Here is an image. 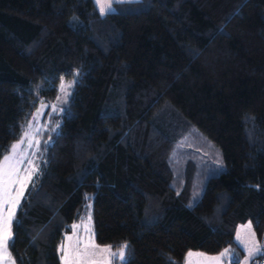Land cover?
Here are the masks:
<instances>
[{
    "label": "trees",
    "instance_id": "trees-1",
    "mask_svg": "<svg viewBox=\"0 0 264 264\" xmlns=\"http://www.w3.org/2000/svg\"><path fill=\"white\" fill-rule=\"evenodd\" d=\"M116 7L101 16L92 0H0V161L75 81L13 224L16 264H60L90 204L96 244L127 245L114 264H185L189 252L235 246L240 224L263 233L264 0ZM166 104L187 124L158 119ZM188 124L193 144L204 137L222 160L194 184L171 161Z\"/></svg>",
    "mask_w": 264,
    "mask_h": 264
},
{
    "label": "rangeland",
    "instance_id": "rangeland-1",
    "mask_svg": "<svg viewBox=\"0 0 264 264\" xmlns=\"http://www.w3.org/2000/svg\"><path fill=\"white\" fill-rule=\"evenodd\" d=\"M92 1L96 10L101 15L99 11L100 6L97 5L96 0ZM138 1L141 0H113L111 7L114 11L111 13L119 11L116 4ZM70 85L71 88H69ZM73 86V81H62L59 86L58 97L54 101L42 103L35 110L29 119V121L32 122L31 127H29V121L24 126L23 133L27 130L29 133L28 137L24 138L23 143L19 145L14 158L10 162H5V193L0 197V217H2L5 222L4 226L6 231L10 230L11 241L14 235L13 224L17 218V213L20 209L22 200L24 199L28 188L40 174L45 155L43 147L46 144V137L49 136L53 129L57 130L60 118L67 104L65 103L66 93L69 91L71 92ZM68 100L69 98H67V102ZM156 117L170 125L172 128L175 126L181 128L183 125L187 124L184 117L169 104L164 105L159 113H157ZM191 129L192 127L189 124L188 128H184L185 132L182 133L183 136H180L177 140V149L172 152L171 161L177 163L175 166L178 168L177 171L180 176L182 168L186 167L188 170H192V180L194 184L196 181H199L202 174L203 176L205 175L206 169L215 168V171H217L222 160L219 149L204 137L200 136L196 145L193 144L195 143L193 140H195L196 136ZM188 131L190 132L188 133ZM29 144H31V147H29ZM12 155L13 154L10 150L8 156ZM21 160L22 162H20ZM29 161H32L33 163H29ZM34 165L39 166L38 171L34 173L32 180L28 181L26 177L28 173L32 171ZM9 172L12 173L11 176L8 175ZM18 178L24 180L26 185L22 198L20 197V183L16 182ZM177 182L178 180H175V183ZM17 200L19 201V206H17ZM234 241L235 246H231L227 249H229L231 253H235L240 264H250V260L246 259L249 249H252L257 245L260 246L259 239H257L251 223L246 222L237 227ZM108 248L111 249L109 246H99L95 242L92 222V206L90 204L87 214L72 226V232L65 236L63 243L60 245L58 250L60 264H114L115 260L122 262L118 256L111 258L109 252L106 250ZM111 251L118 252V250L112 249ZM189 253L192 255L189 256ZM189 253L186 255L185 264H217V261L213 258L219 256L207 255L195 251ZM0 256H2V258H0V264H16L10 254L9 247L6 250H0ZM219 264H232V259L230 256L226 255L219 261Z\"/></svg>",
    "mask_w": 264,
    "mask_h": 264
},
{
    "label": "snow or ice",
    "instance_id": "snow-or-ice-1",
    "mask_svg": "<svg viewBox=\"0 0 264 264\" xmlns=\"http://www.w3.org/2000/svg\"><path fill=\"white\" fill-rule=\"evenodd\" d=\"M113 0H96L97 5H99V11L101 13V15H106L111 13L112 11H114L111 7ZM73 83H75V81H73ZM69 88H71V85L69 86ZM71 96V92H67L66 93V99H65V103H67V98H70ZM31 121H29V127H31ZM58 127V126H57ZM53 131H55V129H53ZM29 133L27 130L24 131L23 136L21 137V140L16 143L13 144L11 146V152H12V156H8L5 155L3 157V161H0V197H2L5 193V182H4V176H5V162H10L16 153L17 148L19 147V145L21 143H23L24 138L28 137ZM39 143V142H37ZM29 147H31V144H29ZM5 151H9V149H5ZM22 162V160L20 161ZM29 163H33L32 161H29ZM39 166L38 165H34L33 169L31 172L28 173L26 179L28 181L32 180V177L34 175V173L36 171H38ZM9 176L12 175L11 172L8 173ZM16 182L20 183L21 186V191H20V197L22 198L24 195V188L26 187L24 180H20L18 178V180ZM17 206H19V201H16ZM11 219V218H10ZM5 222L3 220L2 217H0V250H6L11 242V234H10V230L6 231L5 229ZM239 239V237H238ZM109 252V255L111 258H114L116 256L119 257V259L123 262L126 260L127 258V245H122L120 247V249L118 250V252H112L110 248L106 249ZM260 254H264V249H261L260 246H254L252 249H249V253L248 256L246 257L247 260H251L253 258H255L256 256L260 255ZM192 254L189 253V256H191ZM226 255L230 256L232 259V264H240L239 260L236 258L235 253H231L229 249H225L222 253L219 254L218 257H214L213 259L217 261V264H219V261L225 257ZM0 258H2V256H0ZM63 259V257H62Z\"/></svg>",
    "mask_w": 264,
    "mask_h": 264
},
{
    "label": "built area",
    "instance_id": "built-area-1",
    "mask_svg": "<svg viewBox=\"0 0 264 264\" xmlns=\"http://www.w3.org/2000/svg\"><path fill=\"white\" fill-rule=\"evenodd\" d=\"M261 249H264V230L261 235V238L259 240ZM250 264H264V254L258 255L256 258H254Z\"/></svg>",
    "mask_w": 264,
    "mask_h": 264
},
{
    "label": "crops",
    "instance_id": "crops-1",
    "mask_svg": "<svg viewBox=\"0 0 264 264\" xmlns=\"http://www.w3.org/2000/svg\"><path fill=\"white\" fill-rule=\"evenodd\" d=\"M257 239H258V237H257ZM256 257H257V256H256ZM256 257H255V258H256ZM253 259H254V258H253ZM253 259H251L250 262H251ZM185 262H186V261H185Z\"/></svg>",
    "mask_w": 264,
    "mask_h": 264
}]
</instances>
